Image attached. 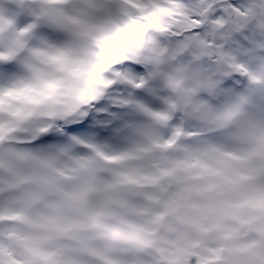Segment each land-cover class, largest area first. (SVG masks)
I'll use <instances>...</instances> for the list:
<instances>
[{
  "label": "snow or ice",
  "instance_id": "1",
  "mask_svg": "<svg viewBox=\"0 0 264 264\" xmlns=\"http://www.w3.org/2000/svg\"><path fill=\"white\" fill-rule=\"evenodd\" d=\"M0 264H264V0H0Z\"/></svg>",
  "mask_w": 264,
  "mask_h": 264
}]
</instances>
